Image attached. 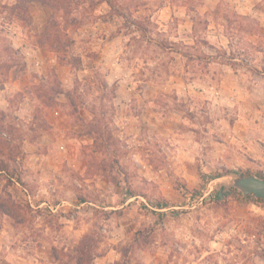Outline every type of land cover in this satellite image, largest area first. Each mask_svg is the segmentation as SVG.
<instances>
[{"label": "rangeland", "instance_id": "1", "mask_svg": "<svg viewBox=\"0 0 264 264\" xmlns=\"http://www.w3.org/2000/svg\"><path fill=\"white\" fill-rule=\"evenodd\" d=\"M50 3L0 0V264H264V0Z\"/></svg>", "mask_w": 264, "mask_h": 264}, {"label": "trees", "instance_id": "2", "mask_svg": "<svg viewBox=\"0 0 264 264\" xmlns=\"http://www.w3.org/2000/svg\"><path fill=\"white\" fill-rule=\"evenodd\" d=\"M32 1V0H31ZM38 1H40L41 3H43V4H45V5H50L51 3H50V0H38ZM110 3V2H109ZM55 7V6H54ZM50 22V26L52 27V26H55L56 27V21L55 20H52V21H49ZM47 27L48 26H45V30H43L44 32V34H45V36L46 35H48V29H47ZM43 37H41V39H42ZM45 40H41V42H44ZM183 55H186L185 53H183V52H181ZM56 78H55V81L53 80V85L50 87V89L49 90H51V91H56V93H66L67 94V96H68V98H69V103H70V106L74 109V111L76 112L77 111V105H76V100L74 99V96L72 95V93H71V90H66L65 88H63L62 87V85H61V82L59 83L60 84V86L61 87H57L56 85H55V82H56ZM39 95H42V94H39ZM46 97V96H45ZM45 103H47L48 105H49V103H50V100H46V98H45ZM99 126H97V124L96 123H93V124H89L88 125V130H89V132L90 133H92V134H96V133H98V131H99ZM96 140V139H95ZM0 171H6L5 170V168H2V167H0ZM186 191H187V193L188 192H190L189 190H188V188H186ZM125 192L128 194V198H131V197H134V196H136V194L130 189V188H126L125 189ZM191 194L193 193V192H190ZM200 196H201V198L202 199H209L210 197H220L221 195H223V196H226V194H222L221 192H219V190H213V191H211L208 195H205L204 196V193L203 192H200V194H199ZM165 207V204L164 203H161L160 205H159V209H163ZM87 244L88 243H86V241L85 242H83L82 243V246L78 249V253H79V256L77 257V263L78 264H83V260H82V258H83V256L85 255V253L87 252ZM59 260V259H58ZM60 261V260H59Z\"/></svg>", "mask_w": 264, "mask_h": 264}, {"label": "water", "instance_id": "3", "mask_svg": "<svg viewBox=\"0 0 264 264\" xmlns=\"http://www.w3.org/2000/svg\"><path fill=\"white\" fill-rule=\"evenodd\" d=\"M233 186L242 190L245 196L253 194L264 199V178L257 175H245L236 173L231 179Z\"/></svg>", "mask_w": 264, "mask_h": 264}, {"label": "built area", "instance_id": "4", "mask_svg": "<svg viewBox=\"0 0 264 264\" xmlns=\"http://www.w3.org/2000/svg\"><path fill=\"white\" fill-rule=\"evenodd\" d=\"M29 199H31V197H29ZM202 199V198H201ZM53 210H54V208L53 207H51Z\"/></svg>", "mask_w": 264, "mask_h": 264}]
</instances>
